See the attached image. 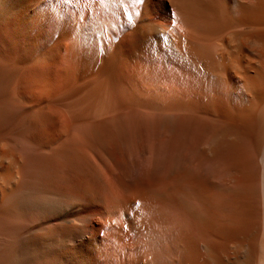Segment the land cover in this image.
Listing matches in <instances>:
<instances>
[{
	"label": "bare ground",
	"instance_id": "6f19581e",
	"mask_svg": "<svg viewBox=\"0 0 264 264\" xmlns=\"http://www.w3.org/2000/svg\"><path fill=\"white\" fill-rule=\"evenodd\" d=\"M0 264H264V0H0Z\"/></svg>",
	"mask_w": 264,
	"mask_h": 264
}]
</instances>
